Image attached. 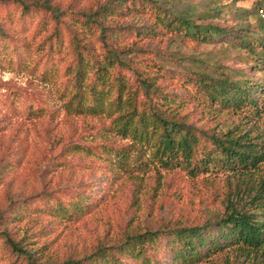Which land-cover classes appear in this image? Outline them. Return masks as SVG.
Here are the masks:
<instances>
[{"label": "rangeland", "instance_id": "374dc122", "mask_svg": "<svg viewBox=\"0 0 264 264\" xmlns=\"http://www.w3.org/2000/svg\"><path fill=\"white\" fill-rule=\"evenodd\" d=\"M18 1L0 0L1 23ZM22 1L46 2L77 15L115 0ZM259 1L146 0L115 17L132 45L141 49L131 53L134 58L139 54L137 66L158 68L164 91L183 104L180 113L198 134L192 163L200 172L195 176L185 167L165 169L151 161L146 146L130 143L116 132L112 116L65 113L53 81L0 60V174L6 171L0 175V220L23 203L24 218L18 225L27 228L38 246L36 264H67L69 259L84 263L99 246L115 252L111 247L131 228L162 229L147 250L152 264L249 261L231 237L223 239L215 222L225 216L224 199L239 174L225 163L212 135L233 130L264 147V19L256 11ZM158 15L189 17L206 35L196 38L185 30H169L160 25ZM22 19L28 22L24 27L28 37L37 19L30 14ZM4 26L14 37L12 21ZM153 28L155 35L150 36L147 32ZM22 52L26 55L23 47ZM124 74L139 85L133 70ZM143 98L139 89L138 100ZM104 143L115 150L127 145V165L114 152L105 159ZM74 144L79 149H72ZM206 154L213 156L207 164ZM260 172L264 173V161L248 178L254 180ZM77 199L84 204L82 213L61 217L48 209ZM191 226H198L207 242L197 245L195 257L178 259L176 247L167 241L169 230ZM3 238L0 233V264L33 261L11 253ZM123 260L132 264L130 258Z\"/></svg>", "mask_w": 264, "mask_h": 264}, {"label": "trees", "instance_id": "16d2710c", "mask_svg": "<svg viewBox=\"0 0 264 264\" xmlns=\"http://www.w3.org/2000/svg\"><path fill=\"white\" fill-rule=\"evenodd\" d=\"M145 2L115 0L76 15L72 11L57 10L46 2L19 0L12 7V14L3 19L5 25L12 21L15 36L8 35L0 22V60L12 67L28 68L41 78L53 81L54 91L62 99L65 113L96 118L112 116L116 132L129 138L130 143L139 142L146 146L151 161L165 169L185 167L191 176H195L200 172L199 166L192 163L198 134L186 121L185 114L180 113L183 104L164 91L158 81L161 77L158 68L137 66L139 54L134 58L131 53L137 54L141 49L132 45L133 40H128L127 30L116 22L117 14L132 10L138 4L145 5ZM28 14L37 19V26L27 37L24 27L28 22L22 18ZM157 18L160 25L168 26L169 30H185L196 38L206 35V30L189 17L180 19L158 15ZM154 31L153 28L147 33L154 36ZM124 70H133L134 81L139 85L130 81ZM139 89L144 98L138 100ZM212 142L220 149L225 163L237 171V181H240L234 180V188L224 199L225 216L215 221L222 231L220 235L223 239L231 237L233 243L245 250L249 258L246 264H264V173H258L260 175L254 180L248 178L264 161V147L248 134L233 130H227L223 135L213 134ZM72 149H79L78 144H74ZM111 152L119 156L123 166L127 165V145L115 150L113 145L104 143L103 157L111 158ZM203 157L207 164L213 156L206 154ZM3 174L6 171L0 175ZM247 204L248 207L245 206ZM48 209L61 217H70L74 213H82L84 204L77 199L57 206L51 204ZM23 214L22 202L11 207L9 214L0 220V233L6 249L15 255L22 253L27 258L32 257L33 261L30 259L28 264H36L34 252L38 246L28 236L27 228L18 225V221L24 218ZM161 230L131 228L118 244L111 247L117 251L99 246L87 256L86 262L69 259L67 264H126L123 257L130 258L132 264H152L147 250L155 245ZM169 235L167 241L176 247L175 257L182 260L195 257L197 245L207 242L198 226L173 227ZM212 241L216 243V239ZM10 264L16 263L10 261Z\"/></svg>", "mask_w": 264, "mask_h": 264}, {"label": "built area", "instance_id": "2783aa9c", "mask_svg": "<svg viewBox=\"0 0 264 264\" xmlns=\"http://www.w3.org/2000/svg\"><path fill=\"white\" fill-rule=\"evenodd\" d=\"M257 13L261 18L264 19V1L261 0L259 4L257 5Z\"/></svg>", "mask_w": 264, "mask_h": 264}]
</instances>
